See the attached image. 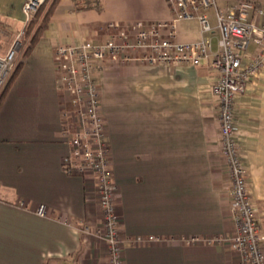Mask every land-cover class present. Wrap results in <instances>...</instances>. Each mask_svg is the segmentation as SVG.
I'll list each match as a JSON object with an SVG mask.
<instances>
[{
  "label": "crops",
  "instance_id": "obj_1",
  "mask_svg": "<svg viewBox=\"0 0 264 264\" xmlns=\"http://www.w3.org/2000/svg\"><path fill=\"white\" fill-rule=\"evenodd\" d=\"M239 1L217 0V6L227 12ZM252 1L264 7V0ZM26 2L0 0L1 57L18 39L23 50L31 42ZM208 16L213 32L204 36L197 20H177L166 0L57 2L15 79L0 93V264H109L94 187L63 170L76 123L57 83L56 48L101 44L114 32L110 26L130 31L142 22L174 24L175 43L211 37L215 53V10ZM259 51L251 43L244 63ZM141 58L136 52L130 61L108 63L99 75L124 262L239 264L228 246L207 244L235 232L212 92L218 79L213 57L195 67L151 65ZM236 118L248 189L256 217L264 220V68L238 98ZM40 206L46 216L38 215Z\"/></svg>",
  "mask_w": 264,
  "mask_h": 264
},
{
  "label": "built area",
  "instance_id": "obj_2",
  "mask_svg": "<svg viewBox=\"0 0 264 264\" xmlns=\"http://www.w3.org/2000/svg\"><path fill=\"white\" fill-rule=\"evenodd\" d=\"M46 1L27 0L23 8L27 25ZM166 2L177 20H197L204 36L213 32L208 13L215 10L220 33L218 50L213 53L211 37H203L191 44L175 43L174 24L142 22L134 23L130 31L110 26L114 32L101 44L87 41L80 46L60 45L56 48L57 83L65 94V103L72 108L76 123V131L69 141L71 154L63 158V170L67 175L82 177L93 185L103 219L100 239L107 246L109 264H125L121 220L116 210L118 187L111 171L110 143L101 112L99 75L108 63L130 61L136 52L142 54V61L151 65L195 67L212 56V68L218 73L212 92L219 104L220 145L230 179V212L235 232L231 236L214 237L207 244L228 246L239 256V264H264V220L256 217L248 189V168L239 151L237 134L240 127L236 118L238 98L264 68V23L257 21L258 18L264 19V7L252 0H242L224 12L218 8L217 0ZM252 13L256 17H252ZM18 40L5 56H0V93L16 69ZM251 43L258 45L260 51L244 63ZM38 215L46 216L45 206H40ZM138 242L144 240L138 238Z\"/></svg>",
  "mask_w": 264,
  "mask_h": 264
},
{
  "label": "trees",
  "instance_id": "obj_3",
  "mask_svg": "<svg viewBox=\"0 0 264 264\" xmlns=\"http://www.w3.org/2000/svg\"><path fill=\"white\" fill-rule=\"evenodd\" d=\"M58 1L59 0H47L46 3L44 4V6L39 10V12L36 15L35 19L33 20V22L31 23L30 30H27V36L30 37L32 35L33 29L36 25H38L37 29L35 30V32H33V36L31 37V42H30L28 48L26 49L24 56L22 57V61L20 63H18V65L16 66V70H15L10 82H12L15 79L16 74L21 69L22 65L24 64L25 60L27 59L28 55L30 54L33 46L36 44L40 35L45 30V27H46L52 13H53V9L56 6ZM38 22H39V24H38ZM10 82H9V84H10ZM9 84L7 86H9ZM0 102H1V99H0Z\"/></svg>",
  "mask_w": 264,
  "mask_h": 264
},
{
  "label": "rangeland",
  "instance_id": "obj_4",
  "mask_svg": "<svg viewBox=\"0 0 264 264\" xmlns=\"http://www.w3.org/2000/svg\"><path fill=\"white\" fill-rule=\"evenodd\" d=\"M43 6H44V5H43ZM43 6H42V7H43ZM42 7H41V8H42ZM38 12H39V11H38ZM38 12H37V14H38ZM37 14H36V15H37ZM36 15L34 16L33 20L35 19ZM33 20L28 24V27L26 28V32H25L26 35H27V30H30V25H31V23L33 22ZM38 24H39V22H38ZM37 26H38V25H36V26L34 27L33 32H35V30L37 29ZM33 32H32V34H33ZM27 39H31V36L28 37ZM19 42H20V41H19ZM22 50H23V46H22V44H21V42H20L19 52H18V58H19V55H21V56L23 55V56H24V53H25L26 49H24L23 51H22ZM23 56H22V57H23ZM16 61H17V65H18V63H19V62H18L19 59H16Z\"/></svg>",
  "mask_w": 264,
  "mask_h": 264
}]
</instances>
